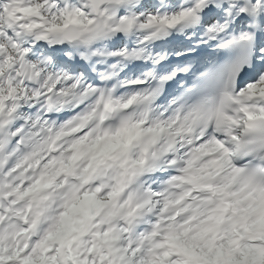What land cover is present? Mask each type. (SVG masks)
<instances>
[{"label": "snow or ice", "instance_id": "obj_1", "mask_svg": "<svg viewBox=\"0 0 264 264\" xmlns=\"http://www.w3.org/2000/svg\"><path fill=\"white\" fill-rule=\"evenodd\" d=\"M0 264H264V0H0Z\"/></svg>", "mask_w": 264, "mask_h": 264}]
</instances>
